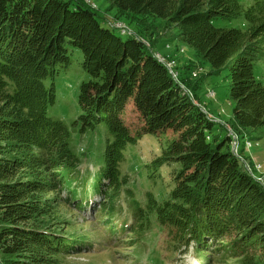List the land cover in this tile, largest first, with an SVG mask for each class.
Returning <instances> with one entry per match:
<instances>
[{
	"label": "trees",
	"instance_id": "trees-1",
	"mask_svg": "<svg viewBox=\"0 0 264 264\" xmlns=\"http://www.w3.org/2000/svg\"><path fill=\"white\" fill-rule=\"evenodd\" d=\"M103 1L117 21L153 17L176 27L214 71L229 69L237 136L241 129L264 127V79L256 74L264 64V0L249 7L240 0ZM239 18L244 28L218 26ZM102 19L86 0H0V264H65L89 237L68 231L75 225L58 214L87 211L91 195L101 194L104 203H113L101 204L98 213L112 215L128 182L121 171L128 145L168 132L171 140L152 165H180L169 198L159 202L148 193L142 207L125 190L136 237L141 240L154 218L173 253L193 246L205 264H264V184L248 162L246 171L232 130L215 123L186 93L193 91L191 67L176 80L141 31L119 29L121 36ZM72 48L81 52L90 77L80 85L75 125L85 133L103 124L109 133L104 167L88 187L70 132L48 116L57 101L54 79L71 65ZM130 103L143 120L135 134L122 117ZM107 230L116 234L111 226Z\"/></svg>",
	"mask_w": 264,
	"mask_h": 264
},
{
	"label": "rangeland",
	"instance_id": "rangeland-1",
	"mask_svg": "<svg viewBox=\"0 0 264 264\" xmlns=\"http://www.w3.org/2000/svg\"><path fill=\"white\" fill-rule=\"evenodd\" d=\"M86 1L100 13V16L106 18L102 21H106L104 22L105 26L115 34L122 36L120 31L122 29H128L131 33L132 31L134 33L141 31L144 38L154 42L152 46L155 55L160 57L161 61L166 62L169 69H172L173 72L170 73L176 80L187 66L191 67L188 79L193 83V91L186 90V93L193 99H197L198 106L215 123L223 125L228 132L232 130V144L236 140L240 142V160L242 158L254 167L256 178L262 179L264 177V127L241 129L239 130L240 135L237 137L238 133L233 128L232 111L235 102L230 96L229 69L214 71L207 62L201 60L185 45L176 27L169 26L160 19L149 17L135 20L129 16H121L117 21L114 19L115 12L110 11L109 5L103 0ZM240 1L249 7L254 0ZM118 16L120 15L118 14ZM107 19L117 23L115 27L118 29L109 26ZM218 26L244 28L245 25L244 19L239 18L233 22L220 21ZM70 54L72 56L71 65L62 70L54 79L57 101L54 106L50 107L48 116L62 121L70 132L71 149L81 161L79 171L88 187L92 186L94 176H97L101 168L104 167L103 156L109 133L103 124L85 133L80 132L79 124L75 125L81 115L77 102L80 85L83 82H88L90 77L83 71L81 52L72 48ZM259 63L260 66L256 67V74L260 79H264L261 78L264 77V64ZM50 82L48 81V83ZM122 117L133 134L143 126L142 118L131 103L126 107ZM169 140H171L169 132L159 135L146 134L137 144L127 147L126 161L121 165V171L122 176L128 178V182L123 187L125 190L133 192V197L141 203L142 207L147 205L148 193H152L161 202L168 199L176 187L175 175L180 169L178 163H166L159 169L152 165L162 155ZM103 184L105 186L107 182ZM125 190L121 192L115 202L112 215L111 212L105 213V211L101 214L98 213L101 204L104 208H111L113 203V201L104 203L107 197H103L101 194L91 195L87 211L82 213L80 210L71 212L69 209H62L63 217L58 214V217L62 218L60 220H66L75 225L68 231H75L77 234L81 233L89 237V243L84 245V249H78L74 254L68 256L65 264H205L204 261H198L192 249L187 253H173L167 245L165 230L157 223L154 224V218L148 228L144 225L145 229L142 232L141 240L139 235L137 238L135 230L132 229L133 224L130 227L131 223H135L133 217L131 219L130 212L133 206L131 198L129 199ZM90 191L94 190L90 189ZM47 197L52 199L53 195L50 194ZM102 215L107 217L106 222L108 223H104L103 219L99 220ZM124 223H129V226L122 225ZM137 223L140 222L137 221ZM109 226L116 229V234L107 230ZM121 231H124L125 234L122 235ZM108 232L112 237L108 235ZM227 263L240 264L236 260Z\"/></svg>",
	"mask_w": 264,
	"mask_h": 264
},
{
	"label": "bare ground",
	"instance_id": "bare-ground-1",
	"mask_svg": "<svg viewBox=\"0 0 264 264\" xmlns=\"http://www.w3.org/2000/svg\"><path fill=\"white\" fill-rule=\"evenodd\" d=\"M122 31L125 33V30L124 29H122ZM156 56V55H155ZM158 58V57H157ZM159 60H160V57L158 58ZM161 61V60H160ZM167 65V64H166ZM170 72H173L172 70H170ZM176 76V75H175ZM236 149V148H235ZM259 170H261V169H259Z\"/></svg>",
	"mask_w": 264,
	"mask_h": 264
},
{
	"label": "built area",
	"instance_id": "built-area-1",
	"mask_svg": "<svg viewBox=\"0 0 264 264\" xmlns=\"http://www.w3.org/2000/svg\"><path fill=\"white\" fill-rule=\"evenodd\" d=\"M258 181H263V178L262 179H257Z\"/></svg>",
	"mask_w": 264,
	"mask_h": 264
}]
</instances>
